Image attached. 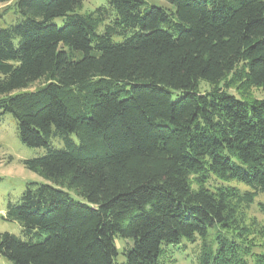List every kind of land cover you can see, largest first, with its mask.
<instances>
[{
    "label": "trees",
    "instance_id": "trees-1",
    "mask_svg": "<svg viewBox=\"0 0 264 264\" xmlns=\"http://www.w3.org/2000/svg\"><path fill=\"white\" fill-rule=\"evenodd\" d=\"M82 1L0 0L19 16L0 28V117L44 149L22 163L49 181L8 201L23 236L1 232L0 255L164 264L200 239L198 264H264V224L255 242L239 220L264 215V98L248 95L264 88V0Z\"/></svg>",
    "mask_w": 264,
    "mask_h": 264
},
{
    "label": "rangeland",
    "instance_id": "rangeland-1",
    "mask_svg": "<svg viewBox=\"0 0 264 264\" xmlns=\"http://www.w3.org/2000/svg\"><path fill=\"white\" fill-rule=\"evenodd\" d=\"M147 2L156 5L164 4L161 0H147ZM100 5L106 6V0H83L81 5L75 10L79 13H89ZM5 7L6 4L0 3V11ZM18 18V14L13 9H9L0 19V28L17 22ZM116 39L118 40L120 38ZM199 88L201 91H204L210 87L205 80H201ZM229 91L240 98V95L235 91L234 87L229 88ZM248 95L252 98L263 99L264 88H252L249 90ZM43 152V148L30 147L20 141L17 134L16 122L11 114L5 113L0 117V233L9 232L23 236L21 227L16 221H10L4 218L6 206L8 201L15 202L28 185L36 187L42 183H49L48 180L29 170L22 163L24 159L39 156ZM232 184L239 186L241 189H246L241 183L233 182ZM258 200H264V195H259L255 202ZM239 220L241 226L246 228L245 233L249 237H253L255 242H258L257 228L264 224V215L261 214L256 204L240 211ZM212 233L214 232L210 229L208 239L211 238ZM225 234L229 235L228 233ZM129 241L120 237L115 238L118 251H122ZM199 245L200 239H196L193 242L182 239L178 244L169 246L171 253L161 256L159 260L164 264H198ZM124 260L125 256L120 254L116 261L119 263ZM8 263L0 255V264Z\"/></svg>",
    "mask_w": 264,
    "mask_h": 264
}]
</instances>
